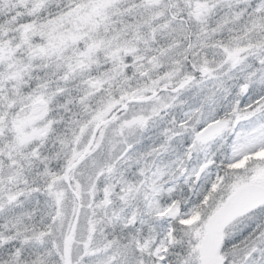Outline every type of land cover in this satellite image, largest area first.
Masks as SVG:
<instances>
[{"label": "snow or ice", "instance_id": "snow-or-ice-1", "mask_svg": "<svg viewBox=\"0 0 264 264\" xmlns=\"http://www.w3.org/2000/svg\"><path fill=\"white\" fill-rule=\"evenodd\" d=\"M0 264H264V0H0Z\"/></svg>", "mask_w": 264, "mask_h": 264}]
</instances>
